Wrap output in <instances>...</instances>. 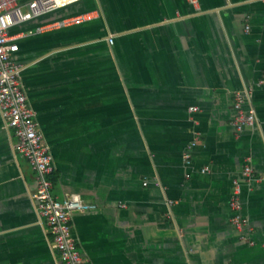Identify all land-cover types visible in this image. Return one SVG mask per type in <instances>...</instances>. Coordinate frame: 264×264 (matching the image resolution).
<instances>
[{
	"label": "crops",
	"instance_id": "crops-1",
	"mask_svg": "<svg viewBox=\"0 0 264 264\" xmlns=\"http://www.w3.org/2000/svg\"><path fill=\"white\" fill-rule=\"evenodd\" d=\"M79 15L21 36L15 61L53 194L97 205L72 217L87 261L264 264V0H74L11 32ZM237 92L256 113L242 131ZM15 144L0 112V264H62ZM236 182L247 230L232 223Z\"/></svg>",
	"mask_w": 264,
	"mask_h": 264
},
{
	"label": "built area",
	"instance_id": "built-area-1",
	"mask_svg": "<svg viewBox=\"0 0 264 264\" xmlns=\"http://www.w3.org/2000/svg\"><path fill=\"white\" fill-rule=\"evenodd\" d=\"M72 1L74 0H0V112L7 127L15 135L16 151L28 160L35 171L37 187L33 199L41 220L53 236V244L62 264H91L79 249L73 232L72 217L75 212L95 210L97 205L78 193L68 194L64 199H59L53 194V154L38 123L36 111L25 92L21 79L23 65L15 61V55L20 49L18 39L21 36L32 35L45 29L66 27L84 20L85 16L63 18L25 32H11L13 27L47 15ZM189 1L194 5L198 4V0ZM250 28L247 24L246 30ZM110 42L113 43L114 39L110 38ZM261 83H264V79ZM244 100L243 94L237 92L234 103L237 114L233 125L238 131L253 126L256 122L255 109H244ZM191 110L198 109L194 107ZM198 138L199 135L190 143L189 150L184 155V161L188 165L192 163L191 150L197 145ZM208 170V166L203 169L204 172ZM253 171L252 164L248 161L244 176L251 178ZM241 194V186L236 182L231 197V207L234 211L232 223L239 230H247L250 229V221L242 214ZM250 243L254 244L253 241Z\"/></svg>",
	"mask_w": 264,
	"mask_h": 264
}]
</instances>
